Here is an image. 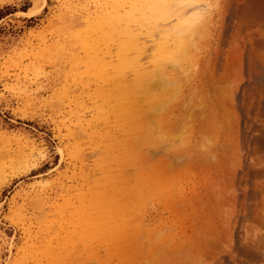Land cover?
<instances>
[{
  "label": "rangeland",
  "instance_id": "1",
  "mask_svg": "<svg viewBox=\"0 0 264 264\" xmlns=\"http://www.w3.org/2000/svg\"><path fill=\"white\" fill-rule=\"evenodd\" d=\"M159 1L0 0V264H264V0L193 4L181 64L137 31V86L110 17Z\"/></svg>",
  "mask_w": 264,
  "mask_h": 264
},
{
  "label": "bare ground",
  "instance_id": "2",
  "mask_svg": "<svg viewBox=\"0 0 264 264\" xmlns=\"http://www.w3.org/2000/svg\"><path fill=\"white\" fill-rule=\"evenodd\" d=\"M199 1H201V0H162V1L158 2V4H157L158 6L156 5L157 8H155L154 10L151 9L152 7L150 6V3L144 2L142 4L135 5L133 12H130V11L128 12L126 7H121L120 12L118 11L119 13H118L117 17H114V15H111L110 20H112V22H113L114 19L117 18V22L120 23L122 28L125 30V33L126 32L128 33L126 35L129 36V45H128V49L126 48L127 50L125 51V54H128V52L131 51V58H130V61H128L126 63L127 68H130V69H133L136 71L142 70V73L139 76L140 78L137 81L134 80V82L136 81L137 86H138V84H141V81H143L145 79L150 80L153 76V75L150 76V70H145L144 68L141 67L139 57L141 55H143L145 52H147L148 46L146 45V43L148 44V39L146 36L144 37L141 34L137 33V31H139L140 29H149L152 26H158L157 30L159 31V35H160L158 40L160 42L158 44L159 49L157 51V54L160 58L159 60L163 61L165 59H172L173 61H175L176 64H181L187 56L185 48H186V46L189 45V43H190L189 41H190L191 37L194 36L195 34H197L200 29H202V25L200 24V22L202 23V21H200L201 19L200 20L198 19V17L200 15L198 14L199 16L197 15L198 16L197 17L196 14H194V13L192 14L191 12L189 13V11H188L189 9L192 8L193 4H196ZM197 5L198 4H196L194 6L197 7ZM168 13H173V24L171 26H168L166 24V21L168 19V18H166L167 17L166 15H168ZM145 39H146V41H145ZM121 77H123V76H121ZM134 78H131L130 80H133ZM127 79H129V78L127 77ZM150 83H152V81ZM131 85H134V84L131 83ZM152 85L154 86V83H152ZM135 86H127V87L120 88V91H119L120 96L122 98H124L126 101L129 100L130 104L128 103L127 106L128 107L130 106L131 108L134 107V109H137L135 106V102L137 101V99L140 97L141 98L146 97L147 95H150V96L152 95L151 96L152 98L150 97L151 101L149 100L151 102V105H149V106H152V100H153L154 96H156L155 94L153 96L152 91H154L153 88H155V90H156V87L152 86V89H153L152 90L151 87H148V88L145 87V88L141 89V87L138 88ZM170 89H172V90H169V91H171V93H172V91L175 92L173 88L170 87ZM141 101H142V99L140 100V102ZM160 102L161 103H159L158 105L154 104L155 105V106H153L154 108L153 109L149 108L148 111L152 110L150 112V113H152L154 111V109L157 110L160 108V110H161V108L164 107L165 104L167 103V100H166V103L164 101V104L162 103L163 101H160ZM154 103H155V101H154ZM147 114H148V112H147ZM205 119H207V118H205ZM178 121L179 120H177V122ZM205 122H208V121H204L203 123L205 124ZM149 130H150V127H149ZM149 130H147L145 132H148ZM153 130H154V127H153ZM153 130H151L150 132H152ZM161 132L162 131H160V134H161ZM152 134L153 133H151V135ZM156 134L159 135V133H156ZM148 135H150V134H148ZM151 135H150V137L148 136L149 138L147 139V140H149L151 138V142L154 141L155 139H157V141H159L164 137V135H162V134H161L162 138H161V135H159L158 137H157V135L155 136L154 134L153 135L155 137H153ZM175 135L176 134H174L173 136H175ZM171 136H169V138H171ZM146 137H147V134L144 137V144L146 142L145 141ZM159 137L161 139H158ZM165 137H168V136L166 135ZM138 141H139V139H138ZM141 142H142V140H141ZM141 142L139 143V145H141ZM147 143H149V142L147 141L146 144ZM142 146H144V145H142ZM138 147L140 148V146H138ZM128 218L125 220H128Z\"/></svg>",
  "mask_w": 264,
  "mask_h": 264
}]
</instances>
